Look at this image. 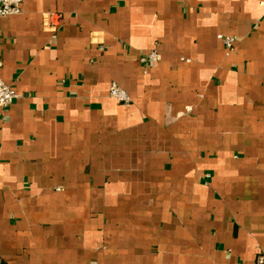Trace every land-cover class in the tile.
Masks as SVG:
<instances>
[{
	"label": "crops",
	"instance_id": "obj_1",
	"mask_svg": "<svg viewBox=\"0 0 264 264\" xmlns=\"http://www.w3.org/2000/svg\"><path fill=\"white\" fill-rule=\"evenodd\" d=\"M0 59V264H264V0H25Z\"/></svg>",
	"mask_w": 264,
	"mask_h": 264
},
{
	"label": "built area",
	"instance_id": "obj_2",
	"mask_svg": "<svg viewBox=\"0 0 264 264\" xmlns=\"http://www.w3.org/2000/svg\"><path fill=\"white\" fill-rule=\"evenodd\" d=\"M25 0H0V18H4L11 15L20 14L23 10V3ZM226 47L228 49H232L234 44V38L230 36L222 37ZM161 59V55L157 50H151L144 54L141 57V61L146 65H152L158 62ZM2 61L0 59V66ZM110 95L115 98L117 101L122 103H130L131 98L128 92L120 86L117 82H113L110 85ZM19 97V93L17 90L8 84L1 76H0V107H8L11 105L17 98ZM261 262H264V255L260 259Z\"/></svg>",
	"mask_w": 264,
	"mask_h": 264
}]
</instances>
